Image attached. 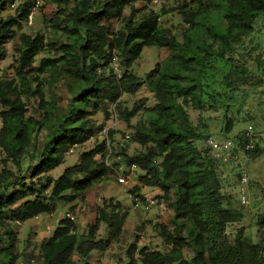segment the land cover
<instances>
[{"label": "trees", "instance_id": "1", "mask_svg": "<svg viewBox=\"0 0 264 264\" xmlns=\"http://www.w3.org/2000/svg\"><path fill=\"white\" fill-rule=\"evenodd\" d=\"M51 1L62 7L63 14L69 11L62 20H54V27L64 31L68 40L60 46L64 61L58 57H43L35 66L37 54L48 47L45 37L24 33L21 35L18 73L22 77L32 70L43 74L54 70L60 63L66 64L69 69H75L71 84L75 95L69 109L58 114L52 125L46 120L45 123L38 120L34 123L31 117L26 118L27 105L17 91V85L0 79V105L3 107L0 144L4 150L20 165L27 129L34 128L35 124L49 125L46 139L30 164L34 176L49 172L64 163L69 148L96 134L98 128L89 119L90 115L105 102H114L122 92L132 93L146 82L157 103L148 110L149 127L141 126L138 136L140 141L151 146L146 153L127 156L121 162L127 165L137 163L146 172L142 179L146 183L155 179L166 193L175 187V228L170 231L162 227L165 240L171 244L169 251L142 247L140 256L136 257L137 247L131 245L129 260L125 264H264L262 242H254L244 227L237 230L233 241L224 235L228 223L240 220L242 213L224 207L220 178L214 158L208 153L210 147L207 151L193 143L200 135L184 105L191 102L203 108L207 103L210 106L227 104L221 99L224 93L215 88L218 83L215 76L217 72L222 73L220 85L225 83L232 90V77L238 68L243 67L242 72L246 70L244 65L235 63L238 60L232 53L236 52V45L244 36L253 33L255 24L264 21V0L185 1L179 9L190 26L184 42L179 41L171 29L161 26L162 9L158 13L148 9L136 20V12L140 11L134 7L137 0H73L71 8L65 6L72 0ZM30 6L28 1L19 6V18L0 19V56L5 53L4 44L16 35L14 26L21 28L22 22L27 20ZM214 6L221 8L215 21L210 15ZM128 7L131 11L127 16L125 10ZM111 19L121 20L123 24L114 31L106 25ZM200 25L205 26L208 34L218 42L216 50L210 49L205 33L192 32ZM148 45L168 47L171 54L157 62L141 79L129 69ZM114 51L120 53L121 64L126 69L121 78L115 76L112 67L108 70L105 67ZM259 56L263 59L264 50ZM208 57L221 61L224 67H218ZM193 61L196 65L192 64ZM33 92L43 98L40 88ZM142 108V104L136 103L130 109H120V113L130 120ZM230 126L228 120L226 127L229 129ZM108 151L104 139L94 148L83 151L79 161L66 166L58 178L47 177L42 185L34 181L27 183L26 177L20 174L10 180L6 176H10L11 171L0 172V222L6 218L25 221L52 213L59 202L67 204L76 199L84 200L86 191L112 171L97 157L98 154L105 157ZM248 153L259 155L262 150L258 145ZM158 156L162 159L156 164ZM19 201V205L12 209ZM6 210H10V215H5ZM98 212L99 217L85 235L79 233L75 221L63 217L53 234L42 242L41 260L36 263L19 261L20 256L15 251L16 233L9 228L6 234L10 241L7 244L0 241V264H78L73 258L75 253L85 258L82 264H90V253L107 249L121 229L114 211L110 212L105 206L99 207ZM102 220L110 228L106 238L97 237ZM258 224L264 225V214L258 218ZM189 244L195 248V255L190 259L183 253Z\"/></svg>", "mask_w": 264, "mask_h": 264}, {"label": "rangeland", "instance_id": "2", "mask_svg": "<svg viewBox=\"0 0 264 264\" xmlns=\"http://www.w3.org/2000/svg\"><path fill=\"white\" fill-rule=\"evenodd\" d=\"M4 1L6 0H0V19L19 18L17 10L9 8L12 0H7L5 5H2ZM185 1L190 2V0H162L160 8L162 9L161 26L171 29L181 42L186 40L185 33L190 27L179 11L180 6ZM73 3L72 0L65 7L71 8ZM134 7L140 9L139 12H136V20L149 11L143 4L136 3ZM130 11L128 7L125 10V15L128 16ZM163 11L167 13H163ZM68 12L63 14V9L58 3L44 0V5L32 25L27 24L24 20L21 28H18L17 25L14 26L16 35L4 44L5 53L0 56V79L17 85V91L27 105L26 118L31 117L30 119L34 123L37 120L45 123L46 120L47 122L50 121L52 125L58 114L69 109L71 100L75 95L71 87L72 81H74L72 71L75 69H69L66 64L60 63L54 70L43 74L32 70L26 77L20 76L18 59L20 57L21 35L24 33L32 36L40 34L45 37V44L48 47L37 54L34 59L35 66L39 65L40 59L43 57L50 56L62 59L64 53L60 46L61 43L68 40L64 31L54 27V20L57 18L62 20ZM220 12V6H214L210 14L213 17L212 20L215 21ZM122 24L123 21L121 22V20L111 19L106 22V25L110 26L111 29L113 28L114 31L119 29ZM196 27L198 29L192 30L191 28L192 32L205 33L210 49L216 50L218 42L208 34L205 26ZM263 50L264 21L261 20L255 24L253 33L244 36L236 45V52L232 53L238 60L235 63L244 65L246 68L242 72L243 67H239L236 75L232 77V90L225 83L220 85L222 73L217 72L215 76L218 81L215 83V88L224 93L221 99L225 100L227 104L210 106L207 103L203 108H198L191 102L184 104L200 135L193 140L199 149L208 151L209 146L206 141L209 136H214L220 140L228 137L239 139L248 124H253L257 131L264 134V57L262 59L259 56ZM170 54L171 50L168 47L145 46L129 71L143 79L156 66L157 62H162ZM112 56L113 58L105 67L107 70L112 67L115 76L121 78L126 71L121 64L122 56L117 51H114ZM207 59H210L218 67H224L222 62L217 59L210 57ZM115 63H118L119 70L115 69ZM192 64L196 65L194 61ZM36 88L43 91V98L33 92ZM136 103L142 104L143 108L130 120L123 118L120 109L124 107L130 109ZM156 103L157 100L146 82L140 84L132 93L122 92L121 96L114 102H105L89 118L98 128L96 134L84 143L73 146L74 152L69 153L68 149L63 164L39 176L32 175L33 169L30 164L34 153L46 139L50 130L49 125L38 126L35 124L34 128L27 129L28 132L24 137L26 146L19 157L20 165L0 144V172L6 174V171H11V175L6 176L10 180L18 174L24 175L27 183L34 181L37 185L44 184L47 177L58 178L66 166L79 161L83 151L94 148L104 139L109 149L105 157L100 154L97 157L101 161H107L111 165L112 171L109 172L108 176L101 177L86 191L84 200L76 199L67 204L59 202L52 213L42 214L25 221L5 217L6 219L0 222V241L2 244H7L10 241L8 234H6L9 228L16 233L15 251L20 256L19 261L31 260L36 263L41 260L42 242L53 234L56 226L66 216L67 212L75 216V224L79 233L85 235L89 226L99 217L98 208L105 206L109 208L110 212L114 211V215L120 221L121 229L107 249L93 250L90 253L88 257L90 264H125L129 260L128 250L131 245L137 247L136 257L140 256L139 249L142 247L163 252L171 249V244L165 240L162 234V227H166L170 231L175 228V187L173 186L170 192L166 193L155 179L148 180L149 182L146 183L142 179L146 172L139 166L130 182L126 184L118 182L116 172L120 165L127 166L126 163L121 162L125 157L144 154L151 146L150 143L139 140L138 131L141 126L149 127L150 115L148 110L153 108ZM1 111H3V107L0 105V114ZM228 120L231 124L229 129L226 127ZM2 125L3 120L0 116V128ZM101 126L103 128L100 130L99 127ZM259 147L262 150L259 155L249 154L237 148L233 151L231 159L226 162L211 158L220 178L224 207L242 213L240 220L228 223L224 235L229 241H233L237 230L244 227L246 234L250 235L254 242H262L264 246V225L258 224V218L264 214V140ZM208 153L211 155L210 149ZM161 159V156H158L156 164L160 163ZM118 161H120L119 164H114ZM245 174L248 177V184L246 185L248 197L243 199L241 189L243 187L242 177ZM134 189L135 192L132 191ZM148 197L158 198V204L147 209ZM21 201L11 208L17 207ZM113 206L115 207L113 208ZM5 215H10V210H6ZM109 230L106 221L102 220L97 237H108ZM183 253L186 258L190 259L195 255V248L189 244ZM73 258L78 264H82L85 260L79 253H75Z\"/></svg>", "mask_w": 264, "mask_h": 264}, {"label": "built area", "instance_id": "3", "mask_svg": "<svg viewBox=\"0 0 264 264\" xmlns=\"http://www.w3.org/2000/svg\"><path fill=\"white\" fill-rule=\"evenodd\" d=\"M27 1L30 2L31 6L26 23L32 25L35 22L37 14L44 5V0H12L9 4V8L17 10L21 4ZM136 3L143 4L147 7V9H152L154 12L158 13L162 5V0H137ZM115 67V69H118V63H115ZM263 140L264 134L257 131L253 124H248L243 130L242 135L239 139L228 137L226 139L220 140L219 138H216L214 136H209L206 142L210 147L212 157L221 162H226L231 159L233 151L235 149L238 148L244 152L252 151L258 145H261ZM72 152H74L73 147L69 148V153ZM105 163L109 165V167L111 166L107 161ZM137 168L138 164L135 162L127 166L120 165L118 169H116L118 182L122 184L129 183L134 176ZM242 182L243 187L241 189V194L243 199H246L248 197L246 189V185L248 184V177L246 176V174L242 177ZM158 201V198L148 197L146 201V208L150 209L151 207L157 205ZM66 217L70 218L73 221L76 220L75 216L70 212L66 213Z\"/></svg>", "mask_w": 264, "mask_h": 264}]
</instances>
